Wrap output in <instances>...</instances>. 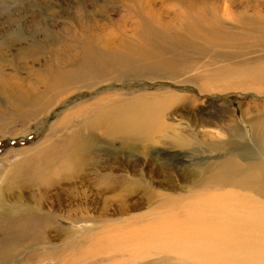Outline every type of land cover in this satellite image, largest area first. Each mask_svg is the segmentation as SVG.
Returning a JSON list of instances; mask_svg holds the SVG:
<instances>
[{
    "label": "rangeland",
    "instance_id": "374dc122",
    "mask_svg": "<svg viewBox=\"0 0 264 264\" xmlns=\"http://www.w3.org/2000/svg\"><path fill=\"white\" fill-rule=\"evenodd\" d=\"M142 16L155 55L70 61L135 45ZM33 214L49 224L0 229V264H194L117 238L192 214L247 223L218 260L243 264L264 244V0H0V228Z\"/></svg>",
    "mask_w": 264,
    "mask_h": 264
},
{
    "label": "bare ground",
    "instance_id": "6f19581e",
    "mask_svg": "<svg viewBox=\"0 0 264 264\" xmlns=\"http://www.w3.org/2000/svg\"><path fill=\"white\" fill-rule=\"evenodd\" d=\"M198 6V8H201V6H203V9L206 8L205 5L198 4ZM183 7H185L184 10L187 13L194 12V9L196 8L194 2H188L186 6ZM149 20H145L142 16L141 22L137 24L139 27L137 31L139 34V41L133 46L125 45L123 48L125 49V51L115 49V46L112 47L104 44L101 47H96L94 45L95 43L93 44L91 41H85L84 43L81 42L82 45L80 47V54H78V56L71 57L70 61L76 62V68L78 70L85 67H93L98 63H103L102 66L107 68L108 66H111L113 64L131 62L134 59V56L132 55V53L134 52L138 53V57H147L152 53L154 54L155 51L159 50L163 46L161 44L159 45V31L153 30V28L149 24ZM257 22L258 21L256 19L253 20L248 18V23L252 25ZM73 48V46L70 47L71 50H73ZM55 73L59 77H63V75L67 74V71L63 69H57ZM34 102L30 103L32 104ZM143 121V117L142 119H139L138 117L127 119V122L129 124L128 129H130L131 134L143 133V135H147L146 131L143 130L145 127H147L144 126V124L147 123ZM17 205L18 207H20V203ZM11 206H13V204ZM43 217L34 214L32 216H29L28 218L24 216L17 217L15 219L13 217H9V220H7L4 226H1L0 229L2 230V232H5L4 238L8 239L9 235L20 228L30 225L32 222H38L39 224H49L50 219H45ZM246 224L247 223L240 220H223L192 214L188 219V227L184 229L175 227L180 225L170 224L169 227H165L164 229H146L141 233L140 231L134 230L135 234L127 231L126 235H119V237L115 236L112 239H115L116 237L122 238V236L123 238H125L128 236L130 238L127 240V242L130 245L150 243L153 244L156 248L169 250L177 249L178 252H181L186 256H190L193 259L194 264H218L222 249L224 248V246L230 243V240L227 237V231L230 228L237 226L245 228ZM248 232L249 234H257L259 238H264V223L260 224L256 222L253 228L251 230H248ZM17 236L22 237L24 236V233L18 234ZM246 238L247 234L244 235V241ZM233 246L234 248L237 247L236 244H233ZM5 256L6 254H4V252L0 250V260H5ZM242 257L243 259L241 261H243V264H264V244L258 245L250 255H245Z\"/></svg>",
    "mask_w": 264,
    "mask_h": 264
}]
</instances>
